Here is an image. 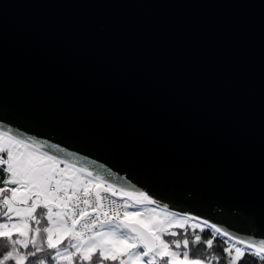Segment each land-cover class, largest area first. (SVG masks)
Here are the masks:
<instances>
[{"label": "water", "instance_id": "1", "mask_svg": "<svg viewBox=\"0 0 264 264\" xmlns=\"http://www.w3.org/2000/svg\"><path fill=\"white\" fill-rule=\"evenodd\" d=\"M0 127L264 238V0H0Z\"/></svg>", "mask_w": 264, "mask_h": 264}, {"label": "snow or ice", "instance_id": "2", "mask_svg": "<svg viewBox=\"0 0 264 264\" xmlns=\"http://www.w3.org/2000/svg\"><path fill=\"white\" fill-rule=\"evenodd\" d=\"M118 179L0 127V264H264V238L171 211Z\"/></svg>", "mask_w": 264, "mask_h": 264}, {"label": "trees", "instance_id": "3", "mask_svg": "<svg viewBox=\"0 0 264 264\" xmlns=\"http://www.w3.org/2000/svg\"><path fill=\"white\" fill-rule=\"evenodd\" d=\"M205 235H206V238H207V234H205ZM220 239H223V238L221 237ZM217 254H219V253L217 252ZM248 259L251 260L252 258L249 257Z\"/></svg>", "mask_w": 264, "mask_h": 264}]
</instances>
